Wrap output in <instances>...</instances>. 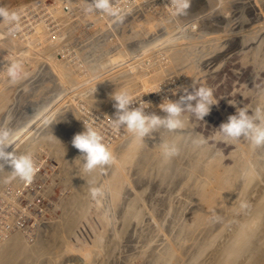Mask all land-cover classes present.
I'll list each match as a JSON object with an SVG mask.
<instances>
[{
  "label": "rangeland",
  "instance_id": "374dc122",
  "mask_svg": "<svg viewBox=\"0 0 264 264\" xmlns=\"http://www.w3.org/2000/svg\"><path fill=\"white\" fill-rule=\"evenodd\" d=\"M113 3L127 13L121 24L101 13H87L86 0H0V6L22 17L14 36L0 20V127L9 128L15 139V146L6 150L15 147L24 154L32 146H44L32 155L38 171L30 184L19 178L5 183L11 170L0 171V248H13L14 239L30 248L17 253V264H153L154 255L192 221L193 189L186 185L185 174L163 182L159 175L147 178L137 172V154L119 161L120 148L134 135L111 127L113 91L127 90L135 99L130 107L145 102L146 114L164 116L159 105L178 100L184 88H211L217 103L210 113L202 121L185 114V142L198 136L205 141L204 161L220 157L222 165L231 164L230 152H245L249 142H219L221 123L239 107H247L249 114L264 107V0H190L187 14L178 18L171 15V0ZM18 60L29 76L11 85L5 70ZM72 124L74 131L62 134ZM85 125L101 133L114 160L95 171L82 195L85 205L66 230L62 223L69 198L86 176L82 155L72 158V152L49 138L60 133L73 139ZM157 138L154 133L145 142L160 143ZM188 159L183 151L167 158L165 165L172 170ZM257 163L251 156L255 174ZM115 172L123 176L117 201L110 188ZM257 176L264 190V174ZM91 187L102 189L103 196L93 200ZM133 197L136 215L125 223ZM207 213L214 215L211 209ZM54 224L61 225L56 232L60 240L52 247ZM194 242H186L181 257ZM87 249L95 251L88 259L83 255Z\"/></svg>",
  "mask_w": 264,
  "mask_h": 264
},
{
  "label": "bare ground",
  "instance_id": "6f19581e",
  "mask_svg": "<svg viewBox=\"0 0 264 264\" xmlns=\"http://www.w3.org/2000/svg\"><path fill=\"white\" fill-rule=\"evenodd\" d=\"M261 54L262 60H264V52ZM107 90L104 91L107 92ZM98 97L101 98V96ZM260 100L264 102V93L260 95ZM73 127L72 124L65 128L66 130L62 134L74 131ZM187 129H189L188 125L183 132L177 134L161 129L156 133L160 143L155 144H146V142L141 144L135 137H132L128 144L120 148V162H127L136 154L138 155L136 167L137 172L141 175H145L147 178L159 175L161 181L164 182L177 174H185L186 185L193 189L192 221L178 233L174 242L164 246L161 251L154 255L152 263L264 264V190L260 186V179L257 176L259 172L264 174V147L258 148V152H254L255 150L248 144L245 152L239 150L230 152L231 164L229 165H222L220 157H213L204 161L205 152L202 147L204 144L197 145L194 143V141L200 140L198 136H195L193 141L186 143ZM49 141L59 145L65 151L72 152L74 156L71 157L74 159L81 154L72 145V137L67 138L58 133L49 138ZM165 142L176 143L180 152L185 151L189 155V159L184 163L175 165L172 170L168 169L165 165L167 158L162 154L161 147ZM43 147V145L32 146L25 153L33 155L38 150L41 152ZM251 156L255 162L258 161L256 174L255 170L250 167ZM7 168L11 170L10 165L5 164L4 170ZM84 176L86 177L79 184L77 193L69 198L67 219L66 222L62 223V227L66 230L73 224L85 205L82 195L91 186L95 178V171L90 174L85 173ZM122 180L123 176L119 172H115L110 181L111 192H113L116 201L119 198L118 193L120 186H122ZM136 200L137 197L132 198V203L125 212V223H129V219L136 215L133 207ZM247 200L250 201L247 202ZM241 204H246L247 207L241 208ZM208 209L213 211V216L208 215ZM59 226L53 227L55 230L51 234V240L49 239V245L52 247L56 244L55 241L60 240L56 233ZM191 239H195V242L192 243V249L185 254V257L189 255V258L187 261H183L185 257H181V248L186 249L185 244ZM12 242L14 243L12 249L6 246L0 248V264H17V253L29 252L30 248L19 239H14ZM40 247L39 244L36 245L35 250L39 252ZM94 252L88 250L83 255H86L88 259Z\"/></svg>",
  "mask_w": 264,
  "mask_h": 264
},
{
  "label": "clouds",
  "instance_id": "9594fccd",
  "mask_svg": "<svg viewBox=\"0 0 264 264\" xmlns=\"http://www.w3.org/2000/svg\"><path fill=\"white\" fill-rule=\"evenodd\" d=\"M87 13H101L113 18V23H123L125 13L121 8L115 7L113 0H86ZM171 15L180 17L187 14L190 7V0H171ZM21 14L17 10H9L0 6V20L8 26V35L14 36L20 29ZM181 32L184 28L179 29ZM6 77L11 85H16L28 78L29 73L23 68L22 61L10 62L6 68ZM95 90V88H94ZM158 87L155 91H159ZM94 92V91H93ZM184 94L178 100H166L159 105L165 113L164 116L156 114H146L144 109L147 103L139 104L138 107H130L135 101L134 97L127 90L114 91L111 99L115 101L114 119L109 118L111 127L119 132L121 128L127 131L141 143H145V138H151L154 133L164 129L169 133L177 134L183 132L187 127L188 114L197 121L210 113L212 105L217 103V98L213 90L209 87H194L189 92L183 89ZM235 105V102L232 103ZM217 131L219 142L231 143L241 138L247 140L253 150L264 147V107H258L252 114H249L247 107H239L236 114L229 115L226 122L221 123ZM13 133L7 127H0V171H4V165H10V176L5 178V183L19 178L25 184H30L38 171L31 153L20 154L16 151H7L9 146H15ZM204 140H196L195 144L200 145ZM72 145L82 154L83 170L85 173H93L112 164L114 157L107 146L103 143L101 133L91 125H85V130L74 135ZM162 154L166 158H172L180 154V149L174 142L162 144ZM102 189L91 187L89 195L93 200L103 196ZM247 207L241 204V208Z\"/></svg>",
  "mask_w": 264,
  "mask_h": 264
}]
</instances>
